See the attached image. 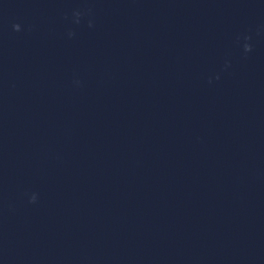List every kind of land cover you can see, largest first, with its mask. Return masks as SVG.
<instances>
[{"label":"clouds","instance_id":"1","mask_svg":"<svg viewBox=\"0 0 264 264\" xmlns=\"http://www.w3.org/2000/svg\"><path fill=\"white\" fill-rule=\"evenodd\" d=\"M14 28L18 31L19 30V26L15 25Z\"/></svg>","mask_w":264,"mask_h":264}]
</instances>
